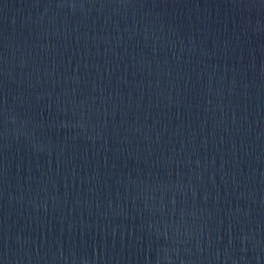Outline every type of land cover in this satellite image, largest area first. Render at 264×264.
<instances>
[{
  "label": "water",
  "instance_id": "95a60500",
  "mask_svg": "<svg viewBox=\"0 0 264 264\" xmlns=\"http://www.w3.org/2000/svg\"><path fill=\"white\" fill-rule=\"evenodd\" d=\"M0 264H264V0H0Z\"/></svg>",
  "mask_w": 264,
  "mask_h": 264
}]
</instances>
